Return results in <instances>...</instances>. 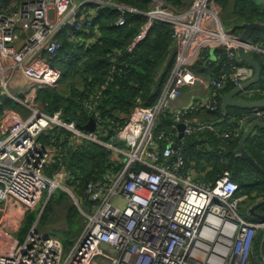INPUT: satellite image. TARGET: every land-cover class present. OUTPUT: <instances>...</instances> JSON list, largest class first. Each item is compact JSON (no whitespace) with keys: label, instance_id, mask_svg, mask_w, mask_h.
Masks as SVG:
<instances>
[{"label":"built area","instance_id":"built-area-1","mask_svg":"<svg viewBox=\"0 0 264 264\" xmlns=\"http://www.w3.org/2000/svg\"><path fill=\"white\" fill-rule=\"evenodd\" d=\"M149 4L150 9L142 12L118 0H22L0 12V96L6 94L31 111L30 116L16 120L10 132L0 134V264L249 263L264 220L250 222L241 217L239 208L248 196L239 195L240 185L229 169L207 183L189 169L184 150L187 136L215 131L188 114L217 110L222 89L229 84L240 87L252 79L255 70L239 59L238 49L264 57V45L254 38L243 42L239 34L225 28L222 7L214 0H185L184 8L167 0ZM109 8L118 11L117 19L108 24L111 28L128 25L130 14L146 18L133 45L161 22L171 27L175 50L172 70L158 98L149 106L139 104L119 114L124 120L116 133L120 144L105 140L108 127L98 125L95 108L104 85L83 107L94 110L95 131L67 120L61 110L48 113L37 101L40 90L59 87L63 72L57 62L63 39L78 46L98 42L97 18ZM205 51L211 57L202 56ZM222 60L221 70L215 72L213 66ZM201 62L207 74L196 67ZM197 85L208 96L178 109L175 104L183 90ZM261 91L253 89L252 94ZM10 115L17 113L4 110L2 119ZM253 115L264 118V108ZM162 116L171 117L173 124L159 127ZM181 123L185 126L182 138ZM227 123L236 126L221 137H239L247 117ZM63 130L69 133L67 140L39 141L41 135ZM86 141L111 151L112 168L90 180L77 196L66 186L73 181L65 157ZM53 163L59 168L48 175L46 169ZM58 187L65 188L76 205L84 206L80 211L86 227L79 240L65 247L61 237L33 226L20 243L16 233L25 212Z\"/></svg>","mask_w":264,"mask_h":264},{"label":"trees","instance_id":"trees-1","mask_svg":"<svg viewBox=\"0 0 264 264\" xmlns=\"http://www.w3.org/2000/svg\"><path fill=\"white\" fill-rule=\"evenodd\" d=\"M13 1L0 0V9L4 10ZM118 1L143 11L150 3L149 0ZM167 1L178 8L185 7V0ZM214 1L220 4L223 10H226L230 20L235 19L239 23L237 26L240 30L237 31V34L242 33L244 24L264 23V3L257 0ZM117 17V10L102 9L97 18L101 37L98 42L89 46L73 45L67 39H63L60 61L63 72L61 81H64L60 84L68 82V93L59 87L46 88L38 92V100L45 105L47 112L61 110L67 120H76L80 126H84L90 119L95 118L94 110H83L84 102L90 98L89 96L96 91L98 86L104 85L105 88L98 99L95 110L100 116L98 125L108 127L103 138L113 144L121 143L120 136L117 137L116 133L118 128L123 125L124 120L120 119L119 114L129 113L133 107L139 104L151 105L158 98L174 64V60H170L173 50V32L169 25L161 22L154 23L147 35L133 45L146 18L130 14L128 25L120 28L108 27V24ZM252 38L264 45L260 31L254 30ZM254 54L253 57L257 58L262 66V80L250 87L249 90L260 88L262 91L254 94L248 100L249 102L264 99V57H258L256 53ZM208 55L211 53L208 52ZM223 63L224 60L214 65L213 70L219 72ZM206 71L205 69V73ZM158 74L160 77L156 81ZM75 77L79 78L78 84L76 82L71 83ZM235 88L229 84L221 90L217 110H198L188 114V116H195L196 118L201 113L212 115L215 118H224L225 124L216 128L215 131L208 130L204 134L187 136L184 150L186 156L184 157L188 167H191V160H197V158L206 160L212 166L210 175L214 176V179L218 178L224 168L229 169L232 178L240 185V195H247V201L252 204L264 200V175L249 160L240 158L236 153L244 132L239 137L232 135L228 139L222 138L221 135L231 129L234 130L236 125L232 128V125L227 123L230 119L237 120L245 116L247 123H251L256 119L264 122V118L247 115V111L252 109L238 106L228 107V113L226 115L223 113L222 96ZM0 102H2L0 103V113L7 106L18 107L17 103H14L6 95L0 96ZM113 120L116 121L115 124L112 123ZM172 124L173 119L169 116H162L158 122L159 127H167L168 125L170 127ZM100 132H102V128H100ZM49 135H41L40 140L49 144L57 137L59 141H63L67 140L69 133L65 130L61 132L52 131ZM204 136L208 137L207 141ZM245 150L264 171V128L257 127L248 137L245 142ZM110 155L111 151L108 148L89 141H86L76 150L70 149L65 157V165L69 171L70 180L73 181L72 184L70 182L68 184L77 196L83 193L85 185L90 180L99 178L104 172L112 168ZM58 168L59 165L53 163L46 169V172L48 175H52ZM263 233L264 230L261 229L250 261L254 256H258L259 261L264 262L261 258V251L264 254V246L262 248ZM69 244L70 242H64L65 247H69Z\"/></svg>","mask_w":264,"mask_h":264},{"label":"rangeland","instance_id":"rangeland-1","mask_svg":"<svg viewBox=\"0 0 264 264\" xmlns=\"http://www.w3.org/2000/svg\"><path fill=\"white\" fill-rule=\"evenodd\" d=\"M257 1L262 3L264 0ZM20 2L21 0H14L4 10L0 9V11L13 9L18 6L17 4H19ZM221 16L225 28L231 29L236 33L240 30L238 29L239 26H237L239 25V23L235 21V19L230 20L226 14V10H223V8ZM202 56L211 57V55H208L206 51ZM57 64L61 67L60 60L57 62ZM62 81H60V83ZM72 82H76L78 84L79 78H73L71 80V83ZM67 84L68 82L65 84H59V88L62 89V91H64L65 93H68ZM18 105L19 106L15 108L17 116L10 115L8 119L5 120V125H7V122H16V120L20 122L23 117L26 118V116L31 115V111L24 103L22 105ZM3 115L4 110H2L0 113V119L3 118ZM66 186L70 185L66 183ZM0 203L2 204V202ZM83 207L84 206L82 204L76 205L65 188L58 187L52 195L46 194L34 209L25 212L24 221L17 228L16 238L20 243H22L25 240L31 227L36 226L40 231L59 236L63 238L62 240H64V242H70L69 247L74 246L81 237L86 227V221L80 211V209H83ZM252 210L253 206L250 204V202L245 201L240 205L239 214L247 221L254 222L256 220L253 219V216L251 215ZM262 210H264V208H260V211ZM249 264H264V262H260L258 256H254Z\"/></svg>","mask_w":264,"mask_h":264},{"label":"water","instance_id":"water-1","mask_svg":"<svg viewBox=\"0 0 264 264\" xmlns=\"http://www.w3.org/2000/svg\"><path fill=\"white\" fill-rule=\"evenodd\" d=\"M243 28L244 29H243L242 33L239 34V38L241 41L246 42L249 39H252V34H253L254 30L260 31L261 35H262V39L264 40V23L244 24ZM174 56H175V50H173L171 52L170 59L174 60ZM238 57L245 64L252 66L255 70V73H254V76L252 79L243 83L240 87H236L234 90H232V91H230V92H228L222 96V109L225 111L224 112L225 115L227 114L226 108L229 106H231V107L232 106H238L241 108L255 109V110L259 109V108H264V99L260 100V101H253V102H249L247 100L232 99L233 97L242 93L244 90H247L250 87L260 83L262 80V66H261L260 62L258 61V59L253 57L252 53L247 52L243 48H239L238 49ZM257 127L264 128V122L262 120L258 119V120H255V121L249 123V125H246L244 134L241 138V141L239 143L238 149L236 150V153L240 158H244L246 160H249L250 163L258 171H260L264 175V171L262 170V168L248 155V153L245 150L246 140L255 131V129ZM82 128L84 130H88V131H95V129H96L95 120L93 118L90 119V121L86 125L82 126ZM184 128H185V126L183 123L179 124L180 138L183 137ZM260 206H264V200L259 201L253 205V210L251 212V215L254 217H262V220H264V215H260L259 213H257L255 211ZM263 246H264V233H263V238H262V248H263ZM261 258L264 260V254L262 251H261Z\"/></svg>","mask_w":264,"mask_h":264},{"label":"crops","instance_id":"crops-1","mask_svg":"<svg viewBox=\"0 0 264 264\" xmlns=\"http://www.w3.org/2000/svg\"><path fill=\"white\" fill-rule=\"evenodd\" d=\"M149 2H150V0H149ZM262 3H264V1ZM149 5H148V7L146 8L145 11H147L149 9ZM253 55H255V54L253 53ZM196 67L203 74H207L208 70L205 73V69L207 67L205 65V62H201ZM159 77H160V74L157 75L156 81H158ZM253 89H255V88H253ZM252 90H249V89L244 90L242 93H240L239 95L233 97L232 99L247 100L248 101L249 99H251L254 96V94H252ZM206 96H208V92L205 89H203V87L202 88L199 87V85L194 86V87H186L183 90L182 96L180 97L179 101L175 104V106L178 107V109H180V108H183V107H186V106L190 105V103H193V102H195L197 100L203 99ZM229 107H231V106H229ZM7 109H15V108H12L10 106H7V107L4 108V110H7ZM254 110L255 109L247 111V115H253ZM226 111L228 113V107L226 108ZM224 112L225 111L223 110V113ZM196 119L199 121V123L214 127L215 130H216V128H219V127H221V125L225 124V119L224 118H215L212 115L209 116L208 114H204V113H201L200 115H198ZM14 124H15V121H13L11 123L7 122V125H5V120L0 119V127H1L0 128V134L5 135L8 132H10L11 128L13 127ZM247 125H249V123H247ZM204 139H206V141H207L208 137L204 136ZM190 166L191 167H189V169L192 170L194 172V174H196V177L198 179L206 180V178H207V180H206L207 183H212V182L215 181L214 176L210 175V172L212 170V166L206 160H200L198 158H197V160H191V165ZM240 192H239V195H240ZM255 203H257V202H255ZM255 203H252L251 205L253 206ZM260 208H264V206L258 207L255 211L257 213H259L260 215H264V210L260 211ZM253 219L256 220L254 222L263 221L262 217H254L253 216Z\"/></svg>","mask_w":264,"mask_h":264},{"label":"bare ground","instance_id":"bare-ground-1","mask_svg":"<svg viewBox=\"0 0 264 264\" xmlns=\"http://www.w3.org/2000/svg\"><path fill=\"white\" fill-rule=\"evenodd\" d=\"M149 9H150V5H149ZM149 9H148V10H149ZM138 10H139V9H138ZM148 10H147V11H148ZM139 11L144 12L143 10H139ZM221 93H222V92H221ZM3 95H6V94H3ZM6 96H7V95H6ZM89 97H90V96H89ZM9 99L12 100V98H10V97H9ZM12 101H13V100H12ZM37 101L40 102V101L38 100V95H37ZM15 103H17V102H15ZM18 104H21V105H22L23 103H17V105H18ZM109 105H110V103H109ZM18 106H19V105H18ZM9 110H13V111H15L16 109H9ZM57 111H58V110H57ZM54 112H55V111H53V112H48V113L52 114V113H54ZM199 113H200V112H199ZM27 117H28V116H27ZM89 121H90V120H89ZM170 123H171V122H170ZM160 126H162V125H160ZM168 126H169V125H168ZM168 126H167V127H168ZM211 134H212V133H211ZM189 137H190V136H189ZM189 137H188V138H189ZM186 139H187V138H186ZM177 140H178V139H177ZM39 141L42 142V143H44V142L41 141L40 139H39ZM184 156H186V155L184 154Z\"/></svg>","mask_w":264,"mask_h":264}]
</instances>
